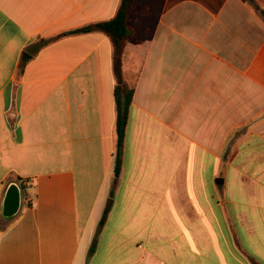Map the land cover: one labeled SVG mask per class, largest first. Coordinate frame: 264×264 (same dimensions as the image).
<instances>
[{
	"label": "crops",
	"instance_id": "1",
	"mask_svg": "<svg viewBox=\"0 0 264 264\" xmlns=\"http://www.w3.org/2000/svg\"><path fill=\"white\" fill-rule=\"evenodd\" d=\"M121 3L0 0V264H264V0H135L99 233Z\"/></svg>",
	"mask_w": 264,
	"mask_h": 264
},
{
	"label": "trees",
	"instance_id": "2",
	"mask_svg": "<svg viewBox=\"0 0 264 264\" xmlns=\"http://www.w3.org/2000/svg\"><path fill=\"white\" fill-rule=\"evenodd\" d=\"M134 2L135 0H122L121 6L119 8L116 17L110 21H105L84 28L65 32L59 35L58 37H56L55 39H53L54 42L56 40L69 36L88 34L92 32H101L106 34L111 39L114 46V56H113L114 74L117 81V85L115 87V100H116L115 181L111 192V199L109 200V203L105 209L103 218L99 225V233L105 226L107 218L111 212L112 204H113L112 199L114 198L115 191L123 171V158H124L126 130H127L128 118H129V108L132 104V99L134 95V89L130 88L125 82V77L123 72V61H124V54H125L127 42L131 36V29L128 26V17ZM261 15L264 18V10L261 11ZM51 42L52 40L42 41L40 47L48 46ZM94 251H95V246L91 248V254H93Z\"/></svg>",
	"mask_w": 264,
	"mask_h": 264
},
{
	"label": "water",
	"instance_id": "3",
	"mask_svg": "<svg viewBox=\"0 0 264 264\" xmlns=\"http://www.w3.org/2000/svg\"><path fill=\"white\" fill-rule=\"evenodd\" d=\"M21 207V190L16 185L13 184L9 187L5 201L3 215L6 218H12L15 216Z\"/></svg>",
	"mask_w": 264,
	"mask_h": 264
}]
</instances>
